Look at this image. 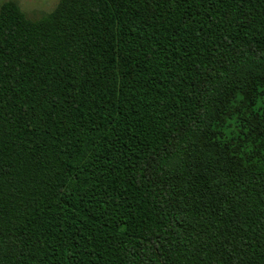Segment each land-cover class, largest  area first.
<instances>
[{
	"label": "trees",
	"instance_id": "obj_1",
	"mask_svg": "<svg viewBox=\"0 0 264 264\" xmlns=\"http://www.w3.org/2000/svg\"><path fill=\"white\" fill-rule=\"evenodd\" d=\"M0 264H264V0L3 3Z\"/></svg>",
	"mask_w": 264,
	"mask_h": 264
},
{
	"label": "rangeland",
	"instance_id": "obj_2",
	"mask_svg": "<svg viewBox=\"0 0 264 264\" xmlns=\"http://www.w3.org/2000/svg\"><path fill=\"white\" fill-rule=\"evenodd\" d=\"M5 2L17 4L27 18L37 20L53 12L60 0H0V7Z\"/></svg>",
	"mask_w": 264,
	"mask_h": 264
}]
</instances>
